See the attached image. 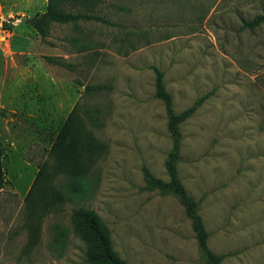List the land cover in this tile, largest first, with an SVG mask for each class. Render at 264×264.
I'll use <instances>...</instances> for the list:
<instances>
[{
    "label": "rangeland",
    "instance_id": "obj_1",
    "mask_svg": "<svg viewBox=\"0 0 264 264\" xmlns=\"http://www.w3.org/2000/svg\"><path fill=\"white\" fill-rule=\"evenodd\" d=\"M46 4L0 0V264H90L76 207L126 264H206L177 197L144 189V167L168 180L172 147L153 66L175 112L208 94L180 124L177 170L209 248L264 264V23L241 27L264 0H66L107 22L53 21L42 36ZM79 178L82 197L68 191Z\"/></svg>",
    "mask_w": 264,
    "mask_h": 264
},
{
    "label": "trees",
    "instance_id": "obj_2",
    "mask_svg": "<svg viewBox=\"0 0 264 264\" xmlns=\"http://www.w3.org/2000/svg\"><path fill=\"white\" fill-rule=\"evenodd\" d=\"M66 0H47L45 10L36 14L32 20L34 28L42 35L46 36L50 27V22L73 23L75 26L79 20H94L107 22L104 18L86 11L72 12L63 7ZM74 1V0H72ZM92 8L93 0H77ZM264 23V12L257 14L242 23L241 27L254 29ZM50 61L54 59L48 58ZM155 76V95L162 100L167 116V129L172 139V147L165 159V170L168 180H163L152 174L147 168H143L144 189H156L161 193L174 194L184 208L185 215L190 219L191 227L197 241L200 255L206 264H221L225 254L214 253L208 246L209 232L205 227L204 221L198 212V203L186 192L184 185L178 175L177 163L180 159L181 150V129L180 124L187 119L203 102L208 94L197 98L190 106L181 112L173 109L172 97L166 89L163 72L153 66ZM72 126L67 122L64 129L57 138V143L63 146L65 152L70 151L73 145ZM2 148L0 142V187L3 185V170L1 166ZM80 183L76 184L74 179L68 183V191L76 196L82 197L86 193V182L84 178H79ZM35 183H33L34 185ZM32 185V190H33ZM72 221L75 230L79 233L87 247L85 250L86 260L90 264H126L123 260L115 256L105 228L102 226L96 214L83 207H76L72 210Z\"/></svg>",
    "mask_w": 264,
    "mask_h": 264
},
{
    "label": "water",
    "instance_id": "obj_3",
    "mask_svg": "<svg viewBox=\"0 0 264 264\" xmlns=\"http://www.w3.org/2000/svg\"><path fill=\"white\" fill-rule=\"evenodd\" d=\"M21 19L22 20H31L32 18L31 17H28V16H26V15H24V16H21Z\"/></svg>",
    "mask_w": 264,
    "mask_h": 264
}]
</instances>
